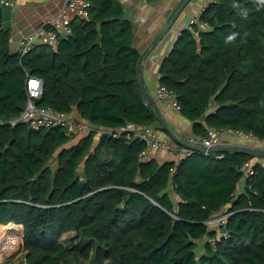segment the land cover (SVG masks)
Instances as JSON below:
<instances>
[{"label":"trees","instance_id":"trees-1","mask_svg":"<svg viewBox=\"0 0 264 264\" xmlns=\"http://www.w3.org/2000/svg\"><path fill=\"white\" fill-rule=\"evenodd\" d=\"M86 1V18L72 17L55 47L37 41L20 55L9 50L0 0V225H21L18 264H264L262 157L192 149L177 161L139 159L147 143L117 129L167 131L138 82L133 24L120 0ZM198 20L196 34L180 29L156 82L190 122V137L211 127L263 141L264 2L211 0ZM27 74L42 83L36 105L76 110L113 132L67 145L62 126L7 123L24 107ZM221 212L224 222L210 226Z\"/></svg>","mask_w":264,"mask_h":264},{"label":"crops","instance_id":"crops-1","mask_svg":"<svg viewBox=\"0 0 264 264\" xmlns=\"http://www.w3.org/2000/svg\"><path fill=\"white\" fill-rule=\"evenodd\" d=\"M12 6H3V26L9 28V50L19 51L20 41L35 30H39L45 24V21L57 14L61 5V0H10ZM129 13V19L133 24L134 37L133 44L141 52L165 28L166 32L162 35L158 43L150 48L141 61V75L146 92L154 99V89L157 81L158 67L162 58L168 53L172 43L176 38L178 30L186 27L190 21L197 20L204 6L209 0H191L179 13L173 17L176 9L182 4L183 0H156L146 2L144 0H120ZM41 42V40H39ZM155 101V100H154ZM156 103V102H155ZM161 117L167 126L182 141H187L183 135L191 136L190 122L188 121V130L180 129L175 122L178 119H184L178 111L163 104H157ZM71 117L76 121H85L79 117L76 110L71 112ZM181 117V118H179ZM179 121V120H178ZM94 127H99L93 125ZM100 128V127H99ZM154 135L157 138L170 136L157 129ZM85 131V130H80ZM88 133L87 131H85ZM182 132H185L182 133ZM96 134L98 132H95ZM181 134L182 137H181ZM234 135L224 134L221 137L223 143L248 144L243 143L239 138H233ZM171 139V138H170ZM172 140V139H171ZM185 147H177L171 151H165L159 148L149 147L146 149V158L154 157L157 161L175 160L177 161L184 152ZM168 152V153H167Z\"/></svg>","mask_w":264,"mask_h":264},{"label":"built area","instance_id":"built-area-1","mask_svg":"<svg viewBox=\"0 0 264 264\" xmlns=\"http://www.w3.org/2000/svg\"><path fill=\"white\" fill-rule=\"evenodd\" d=\"M210 1L211 0H209V2ZM4 3L10 6H12L13 4L10 0H4ZM86 7V0H61V5L58 9L57 14L47 19L41 29L33 31L20 41V55L28 52L32 44L37 41L40 42L39 40H41V42H47L51 44L52 47H55L57 42V32L64 36L68 35L70 33V19L74 16L86 18ZM193 23L197 24L199 28L204 27V23L200 22L198 19L190 21L189 24L186 25V27H188V29L191 30L194 34H196L197 31L192 28L191 24ZM45 26L47 28H45ZM179 31L180 30H178L176 36L179 34ZM41 91L42 83L40 79L38 77L30 76L27 74L25 85L26 101L24 107L17 117L9 118L6 122L13 123L16 121H22L26 123V125L31 129H39L59 125L66 128L67 132H73L74 130H85L87 132L94 131L98 133L113 132L112 129L94 127L93 124H89L86 121H76L73 119V117L70 116L71 114L59 113L52 110L50 107L36 105L35 100L41 96ZM154 100L157 104H163L176 111H178L179 109L170 91L167 90L164 85L157 82L154 89ZM1 123L2 121L0 120V124ZM121 132H125V137L128 139L138 138L140 140H143L145 143H147L148 148L153 147L165 151H171L178 147L169 137H155L154 130L151 127H140L133 123H127L117 129V133ZM226 133L234 136L255 138L249 133L234 132L229 129L226 130ZM223 134V131L208 127L207 133L203 138L196 139L194 137H190L187 142L197 143L210 147L223 143L221 141V137ZM189 151L190 149L184 148L182 156L184 157ZM145 153L146 150L139 153V159H145ZM240 170L243 173V177L248 176V174L250 173L249 164L247 162L243 163L240 167ZM225 216L226 214L220 213L213 216L208 220V222L222 224L224 222ZM210 241L212 242L213 240L210 239Z\"/></svg>","mask_w":264,"mask_h":264},{"label":"rangeland","instance_id":"rangeland-1","mask_svg":"<svg viewBox=\"0 0 264 264\" xmlns=\"http://www.w3.org/2000/svg\"><path fill=\"white\" fill-rule=\"evenodd\" d=\"M126 14L129 16V13L127 12V10H126ZM178 120H175V122L177 123V125H179L180 129H182L183 131L188 130L187 119L184 118V119H178ZM85 133H86L85 131L74 130L73 132L69 134L70 137L68 138V141L66 144L70 145L76 142ZM182 133L185 134V132H182ZM182 135L183 134H181V137ZM183 136L185 137V139L188 138L186 135H183ZM232 137L236 139L239 138L242 141L240 143H243L244 141L248 143V144H243V145L264 148V140L259 141L256 138H248V137L246 138L244 136H232ZM96 141H97V138L93 140L91 147L95 145ZM259 160L264 165V158H259ZM54 166H55V163L54 162L51 163V167L54 168ZM215 224L216 223H211L210 226H214ZM21 234H22L21 225L0 230V262L4 261V262H10L12 264H18L22 262L24 252L20 249V246L22 243ZM72 235H73V231L64 233L61 237V240L62 241L66 240L67 238L72 237Z\"/></svg>","mask_w":264,"mask_h":264},{"label":"water","instance_id":"water-1","mask_svg":"<svg viewBox=\"0 0 264 264\" xmlns=\"http://www.w3.org/2000/svg\"><path fill=\"white\" fill-rule=\"evenodd\" d=\"M191 0H183L182 4L176 9L175 13L173 14V17H175L179 11ZM167 28L159 35L157 36L148 46L145 47L144 50H142L138 56L137 63H136V72L138 75V82L140 85V88L145 96V99L147 103L153 108L157 118L160 120L163 128L167 131V134L170 136V138L173 139L176 143L180 144L183 147H187L188 149L192 150H201V151H211V152H217V151H231V152H240V153H246L251 154L254 156L262 157L264 158V148L260 147H253V146H246L243 144H231V143H221L214 146H205L197 143L182 141L177 137V135L167 126L164 119L161 117L160 112L158 110V106L156 105L154 99L146 92L145 87L143 85L142 81V75H141V61L143 57L145 56L146 52L154 47L158 41L161 39L162 35L166 32ZM120 205L118 204V207Z\"/></svg>","mask_w":264,"mask_h":264},{"label":"bare ground","instance_id":"bare-ground-1","mask_svg":"<svg viewBox=\"0 0 264 264\" xmlns=\"http://www.w3.org/2000/svg\"><path fill=\"white\" fill-rule=\"evenodd\" d=\"M13 226H20V224L14 223V222H8L7 224L0 225V230L5 228H12Z\"/></svg>","mask_w":264,"mask_h":264},{"label":"clouds","instance_id":"clouds-1","mask_svg":"<svg viewBox=\"0 0 264 264\" xmlns=\"http://www.w3.org/2000/svg\"><path fill=\"white\" fill-rule=\"evenodd\" d=\"M262 2H264V0H262ZM229 39H231V37Z\"/></svg>","mask_w":264,"mask_h":264}]
</instances>
